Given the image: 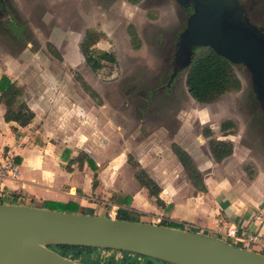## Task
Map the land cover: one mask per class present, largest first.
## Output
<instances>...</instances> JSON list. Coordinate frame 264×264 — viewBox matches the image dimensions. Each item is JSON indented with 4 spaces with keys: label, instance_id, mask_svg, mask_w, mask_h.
Here are the masks:
<instances>
[{
    "label": "rangeland",
    "instance_id": "1",
    "mask_svg": "<svg viewBox=\"0 0 264 264\" xmlns=\"http://www.w3.org/2000/svg\"><path fill=\"white\" fill-rule=\"evenodd\" d=\"M7 7L8 14H0V75L23 80L25 99L39 110L45 108V97L51 100L54 128L69 134L55 136L76 146L73 152L92 153L100 163L99 186L90 195L95 208L84 211L109 216L113 210L106 203L109 192L138 188L130 155L159 175L165 164L178 166L175 157L169 158L177 143L174 137L182 147L201 145L206 158L211 138L231 140L233 157L222 166L237 181L264 169V109L245 65H234L241 89L210 104L192 97L186 85L187 70L179 71L171 81L178 38L188 18L176 0H10ZM130 26L138 33L136 41ZM89 30L104 35L97 47L115 53L117 64L108 63L99 72L87 65L85 36ZM75 100L85 109L94 105L95 125L75 126V117L68 114ZM113 111L117 125L126 122L125 128L114 131L106 126V114ZM44 114L47 118L51 113L45 110ZM34 118L26 125L18 124L26 127ZM225 121L232 123L226 131L222 129ZM207 130L212 132L209 137ZM92 131L95 140L77 141ZM200 137L205 143H200ZM55 148L48 146L45 153L39 148L37 153L54 164ZM77 172L79 184L90 182L87 172ZM65 185H59L57 194ZM23 201L41 207L44 197L27 195ZM66 210L87 213L78 207ZM122 257L119 250L100 248L87 253L85 260L88 264H118ZM142 260L125 264H145Z\"/></svg>",
    "mask_w": 264,
    "mask_h": 264
},
{
    "label": "water",
    "instance_id": "2",
    "mask_svg": "<svg viewBox=\"0 0 264 264\" xmlns=\"http://www.w3.org/2000/svg\"><path fill=\"white\" fill-rule=\"evenodd\" d=\"M176 2L182 8L192 6L193 12L179 36L171 81L192 65L197 49L211 48L249 69L264 109V29L250 20L241 1ZM49 245L128 251L171 264H264V255L185 229L0 203V264H86Z\"/></svg>",
    "mask_w": 264,
    "mask_h": 264
},
{
    "label": "crops",
    "instance_id": "3",
    "mask_svg": "<svg viewBox=\"0 0 264 264\" xmlns=\"http://www.w3.org/2000/svg\"><path fill=\"white\" fill-rule=\"evenodd\" d=\"M2 75L3 73L0 75V78ZM11 78L13 80H19V83L22 86L24 85L23 80ZM44 100L45 108L42 106L40 110L34 103L27 102L26 100L36 114L33 122L26 127L20 126L14 121L8 122L5 119L6 107L3 103L0 104V156L6 155L7 153L14 154L16 161L18 160L17 163L20 165L21 173L19 181L7 182L6 190L12 192V194L21 195L23 199L27 195H39L44 197V202L46 200L65 203L74 202L77 204L79 211L83 210L82 212H87L84 211L87 207L95 208V200L93 201L90 195L99 186L100 163L92 153L89 154L84 150H79V152L75 153L73 151L76 146L73 148L70 142L61 141L59 137L55 136V134H69L66 133L67 130L54 128L52 120L56 121V116H54L53 104L50 102L51 100L48 102L46 97ZM72 103L73 107L68 109V114L71 115V119L75 117L74 124L76 127L95 125L94 105L91 109H85L77 100H75V103L72 101ZM44 109L51 113L47 115V118H45ZM106 116L107 127L114 129V131L125 128L126 122L125 125H117L115 122L116 115L114 111L109 112ZM28 130L29 133H26ZM79 130H83V128ZM90 140H95L93 131L83 137L77 138V141L81 142H89ZM173 140L174 142L177 141L173 145L177 144L181 146L177 137H174ZM199 141L200 143H205L204 140ZM27 143L31 147H28ZM52 145L56 147L54 150L55 158L53 159L55 165L49 159L44 156L41 157L37 153L39 148L45 153V151L50 149H47L48 146L50 147ZM59 147H63V150L59 151ZM182 148L191 155L195 165L202 172L206 190L201 191L195 187L178 156L172 149L173 152L171 151V155L173 156L170 155L169 158L172 159V157H175L174 159L178 162V166L176 164L175 166L174 164H165L166 168H162L161 175L152 172L140 160L142 167L161 187L160 198L162 204H157L149 196L147 189L143 188L136 179L135 170L131 169L138 188L130 191L113 190L109 192L105 197L106 203L112 206L113 209L109 216L113 217L117 215L119 206L115 205L112 199L115 195L122 193L132 196L133 199L130 208L140 212L141 221L144 222H176L182 224L184 226L183 229L193 225L196 227L210 228L215 231L219 229L226 230L228 227L234 225L246 234L253 233L257 229H261L264 233V169H260L252 177L242 176L237 181L233 179L234 177H232L229 170L225 166H222L227 159L233 157L235 147L233 154L222 161H217L213 157L210 146L209 156L207 158L206 155L202 154L204 151H202L201 145H188ZM66 149L71 151V159L76 158L80 153H84L96 162L98 166L96 170L98 185L96 188L93 186L95 170L87 161L83 164L76 161L71 164V170L67 169L70 158L65 159L63 157ZM78 170L87 172L90 177V182H82V184H79L80 176L78 175ZM64 183H67L64 186V190H60V193L57 194L55 190L59 185ZM71 183L72 185H70ZM79 185L83 187V190L79 188ZM24 204L30 205L25 202ZM82 214L95 215V210H90ZM96 215L98 214L96 213ZM218 234L216 235L214 233L209 236L225 240V238Z\"/></svg>",
    "mask_w": 264,
    "mask_h": 264
},
{
    "label": "trees",
    "instance_id": "4",
    "mask_svg": "<svg viewBox=\"0 0 264 264\" xmlns=\"http://www.w3.org/2000/svg\"><path fill=\"white\" fill-rule=\"evenodd\" d=\"M131 1L132 3H137L139 0ZM184 11L187 17H189V15L193 12V7L190 6L188 8H184ZM130 30L133 41L138 40V33L137 31H135L133 26H130ZM102 36L104 35L98 33L96 30L87 31L85 36L86 63L94 72H99L108 63H110L111 65H115L118 62L115 53L107 50H102L97 47V44ZM186 85L194 99L203 104H210L218 101L224 94L228 92L240 90L242 84L240 78L238 77V74L235 71L234 64L230 60H228L224 56L217 54L211 48H204L203 51L202 49H197V54L192 62V65L187 69ZM1 103H3L6 107L5 119L8 122L14 121L21 125H26L34 118V113L24 99L23 86L19 83V80H13L8 74H3L0 78V104ZM231 125L232 123L230 121H225L222 124V129L226 131ZM211 135V130H207L205 132V136L209 137ZM209 146L213 157L217 161H222L223 159L229 157L233 154L234 150V145L231 140L227 141L211 138L209 140ZM173 150L178 156L181 164L183 165L185 171L187 172L195 187L201 191L206 190L204 176L195 165L191 155L177 144L173 145ZM70 155L71 151L69 149H66L63 157L65 159H69ZM76 161H78L80 164H83L85 161H87L88 164L95 170V180L93 186L96 188L98 185V175L96 172L98 166L96 162L84 153H80L76 158L69 159L67 169L71 170V164ZM128 162L135 170V177L138 180L139 184L143 188L147 189L149 196L153 198L157 204L161 205V187L159 186L157 181L149 175V173L139 164L137 160H135L133 156L130 155L128 157ZM132 199V196L122 193L113 197V203L119 206L116 218L121 220L141 221V213L130 208ZM2 203L24 204V201L23 198H21V195L8 192L6 197L2 199ZM41 207L68 212L66 208L75 209L77 208V204L74 202L65 203L46 200ZM73 213L78 212L73 211ZM158 224L173 228H178L177 226L182 225L176 222L166 221H161ZM49 247L65 257L83 263H86L85 255L87 253H90L92 251L97 253L98 249H100L71 245H49ZM120 252L123 253V257L118 260V264H125V261L134 263V261H140V259H143L142 262H144L145 264H154L157 262L163 264H171L133 252ZM110 260L111 262H113L114 258Z\"/></svg>",
    "mask_w": 264,
    "mask_h": 264
},
{
    "label": "built area",
    "instance_id": "5",
    "mask_svg": "<svg viewBox=\"0 0 264 264\" xmlns=\"http://www.w3.org/2000/svg\"><path fill=\"white\" fill-rule=\"evenodd\" d=\"M20 178V165L17 163L14 154L8 153L6 155L0 156V203H2V199L8 194V191L6 190L7 182H16L19 181ZM185 230L207 236L214 233L217 235V233H219V236L225 238V240H220L264 255V233L261 229H257L253 233L246 234L245 232L240 231L239 228L234 225L228 227L226 230L219 229L217 231L210 228H202L191 225L186 227ZM250 247L252 249H249Z\"/></svg>",
    "mask_w": 264,
    "mask_h": 264
},
{
    "label": "flooded vegetation",
    "instance_id": "6",
    "mask_svg": "<svg viewBox=\"0 0 264 264\" xmlns=\"http://www.w3.org/2000/svg\"><path fill=\"white\" fill-rule=\"evenodd\" d=\"M10 0H0V14L6 15ZM247 16L261 29H264V0H240ZM190 7V6H189ZM188 8V7H187Z\"/></svg>",
    "mask_w": 264,
    "mask_h": 264
},
{
    "label": "bare ground",
    "instance_id": "7",
    "mask_svg": "<svg viewBox=\"0 0 264 264\" xmlns=\"http://www.w3.org/2000/svg\"><path fill=\"white\" fill-rule=\"evenodd\" d=\"M2 262V260L0 259V263Z\"/></svg>",
    "mask_w": 264,
    "mask_h": 264
}]
</instances>
